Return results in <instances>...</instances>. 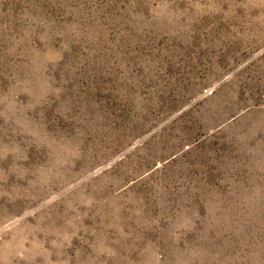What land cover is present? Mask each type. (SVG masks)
<instances>
[{
    "label": "rangeland",
    "instance_id": "1",
    "mask_svg": "<svg viewBox=\"0 0 264 264\" xmlns=\"http://www.w3.org/2000/svg\"><path fill=\"white\" fill-rule=\"evenodd\" d=\"M0 264H264V0H0Z\"/></svg>",
    "mask_w": 264,
    "mask_h": 264
}]
</instances>
